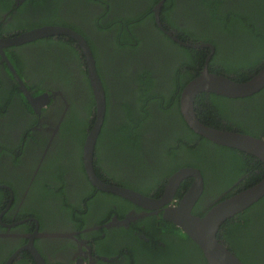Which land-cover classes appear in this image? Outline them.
Segmentation results:
<instances>
[{
    "label": "flooded vegetation",
    "instance_id": "flooded-vegetation-1",
    "mask_svg": "<svg viewBox=\"0 0 264 264\" xmlns=\"http://www.w3.org/2000/svg\"><path fill=\"white\" fill-rule=\"evenodd\" d=\"M3 1L6 0H0V38L34 30L14 28L16 23L26 28L40 20L44 24L39 28H44L62 19L71 27L69 29L74 25L91 37L95 49L90 50L91 53L96 50L102 79L115 91L109 90L108 130L99 142V135L96 139L94 174L108 186L150 199L162 198L170 178L178 172L158 157L160 149L156 145L166 132L146 129L142 136L150 141L141 143L144 149L122 153L121 147L110 142L113 121L121 120L114 113L116 107L136 101L130 92L140 80L135 78L137 72L144 68L150 70L151 78L163 88L170 89L173 79L168 71L172 66L167 62L172 58L168 54L179 63L177 47L188 48L180 42L212 46V49H200L209 50L206 57L210 58L209 72V62L217 50L222 57L233 59L237 50L247 49L249 44L243 39L234 36L230 39L229 35L208 27L202 32L209 31V40L215 43L216 50L211 42L193 43L187 37L198 33L195 28L200 27L201 19L207 21L206 3L216 1L231 5L242 0H13V7ZM34 1L36 3H32ZM24 4V14H21L17 9ZM197 16L200 21L195 19ZM122 19L132 20L125 26ZM111 23L117 25L110 28ZM123 25L132 42L118 39L117 32ZM190 27L194 29L192 32H184ZM51 37L4 48L5 58L0 55V264H167L153 261L156 255L158 260L162 254L164 260H172L171 264H206L194 242L177 236L178 227L164 219L166 208L178 206L195 181L194 177L180 181L168 202L158 208H143L99 190L89 181L80 161L82 138L79 139L80 124L87 119L89 123L94 117V113H87L90 105L87 88L80 91L86 87L85 82H89L85 57L73 39L53 36L67 43L62 49L53 44L55 39H48ZM17 48H20L16 55L20 72L7 55L13 59ZM93 59L96 67L97 60L94 56ZM181 75L178 71L177 82ZM185 79H181L182 84L187 82ZM18 80L32 98L47 95V100L39 101L33 108L25 99ZM119 86L122 87L116 90ZM9 90H18L21 95L14 93L7 105L5 97ZM252 96L233 98L241 100L238 101L241 109L232 110L226 119L217 116L221 117L217 120L221 122V129L196 117L212 129L254 137L250 128H255L263 135L264 98L258 96L254 105L245 100ZM91 97L93 100L92 92ZM121 99L124 101L120 102ZM233 102L236 105V101ZM199 108L197 102L195 109ZM148 110L152 111L153 107L148 106ZM234 122H241L243 126L225 129ZM177 135L181 137L183 132ZM196 146L190 156L192 165L188 159H182L188 162L182 169L196 170L202 182V191L191 209L195 216L202 213L204 216L215 204L248 189L245 186L256 176L264 179L263 162L250 154L230 147H226L228 153L225 154L203 143ZM254 162L263 166L259 175L248 169L253 168ZM31 248L38 257L29 251Z\"/></svg>",
    "mask_w": 264,
    "mask_h": 264
},
{
    "label": "trees",
    "instance_id": "trees-1",
    "mask_svg": "<svg viewBox=\"0 0 264 264\" xmlns=\"http://www.w3.org/2000/svg\"><path fill=\"white\" fill-rule=\"evenodd\" d=\"M35 1L37 2L39 0ZM35 1L32 3H36ZM3 3L6 5H9L10 3V6L13 7V0H6V2L3 1ZM25 4L21 5V7L17 9L21 14H24L22 12L24 11ZM205 12L206 16L208 17L207 21H202V19L200 21V18L198 16L195 17V19L200 21V27L195 28L198 33L192 35L189 34L187 37H190V40H192L193 43H203L208 41L211 42L215 47V43L209 40V31L202 32L204 28L208 27V29L211 31L213 30L218 33L229 35L230 39L233 36L235 38L243 39L246 44H249L247 46V49H244L242 47V50H237L235 53L236 56H234L233 59L222 57V55L218 53L217 50V52H215L214 55L211 57V60L209 62V68L211 73H222L236 82L247 81L260 69H262V66L264 65V0H242L240 3L237 4L232 2L231 5H225L216 1H214V3L209 2L205 4ZM116 19L114 20V22L116 21ZM131 20L132 19H122V24L128 26ZM95 21H97V19H95L94 22ZM208 21L209 24H207ZM31 24V26L21 28L22 25L16 23L13 24V27L24 29V31H26L29 29L39 28L43 26L44 23H41L40 20H38L33 21ZM49 25H65V27L71 28L66 25L65 20L63 19L60 22H57V24L50 23ZM110 25V28H114L117 24L111 23ZM124 25L117 32V37L119 40L132 42L128 34L129 31L125 29ZM72 29H75L85 39L90 49H95V43L93 42L91 37L85 35L82 30H80L74 25H72ZM186 29H188V31L184 32H192L194 30L192 27ZM48 39L52 40L55 38L51 37ZM61 39L62 38L55 39L53 44L60 46L63 49L68 45ZM43 41H45V39H43ZM72 43L74 45V42ZM38 44H41L40 40H38ZM177 48L180 60L179 63H177V61H175V59L170 54H168L172 58V63L169 61L167 62L168 65L171 64L172 66L171 70L168 71L171 76L170 79H173V83L170 89L168 90L166 88H163L162 85H160L156 79H152L149 73L150 70H148L147 68H144L143 70L137 72L135 78L140 80L137 82V85L132 90V92H130L132 98L135 97L136 101H130L132 105H127L123 103L120 104V106L118 105L116 107L117 111L114 113L120 116L121 120H114V124H112V130L110 131V142H112V145L121 147L122 153L127 154L130 152H135L136 149H144L141 148V143L150 141V139H144L142 136V133H146V129L151 128L155 131L166 132V135L161 137L163 139L159 140L158 144L156 145V147L160 149V154L158 155V157L160 160L167 161L168 165H171L175 169H177L176 172L182 168H185L184 166L188 162L189 165H192V163H194L192 162L190 156L196 150L197 143L206 144L208 148L221 151L225 154L228 153V149L226 147L217 146L203 138L198 139V136L195 135L184 122L179 110L180 92L187 85V82L191 81L194 77L199 75L206 60V57L209 54V50L188 49L179 47ZM18 49L20 48H17V50L14 52L15 54L13 53L15 55L13 59H11L9 54L7 55L12 65L16 68V70L20 72V69L18 68L19 61L18 59H16V55H19L20 53ZM216 49L217 46L215 47V50ZM92 53L97 60L96 71L104 88L106 100L105 118L97 140V142H99L101 135L103 134L104 137L105 131L108 130L106 126L109 116L108 107H110L111 105V94L109 90H111L112 92L115 91L113 88H108L106 82L104 81V79H102L103 76L101 74V66L98 65L96 50L95 52L92 51ZM80 61L82 60L80 59ZM178 71L182 73V75L180 76V81L177 82L175 78L177 77ZM184 77L187 78L184 80L187 82L182 84L181 79H183ZM85 83L86 87L82 90L80 89V91L82 93L87 88V91L90 94V105L88 106L87 112L90 114L94 113V101L91 97L89 82L87 81ZM1 85L2 84H0V86ZM120 87L122 86H119L116 90H119ZM14 93H18L21 95L18 90H9L5 97V102L7 105L12 101V96ZM258 96H260V99L264 98V89L258 94H255L250 98H246L245 100L249 104L254 103L255 105ZM123 101L124 100L122 99L120 100V102ZM233 101H236V105H234ZM238 101L241 100L228 99L212 94L203 93L198 95V97L196 98L195 104L198 102V106L200 108L197 110L195 109V113L200 120L202 119L204 122L209 124L211 122L210 126H213L217 129H221V122L217 121L220 120L221 117L218 118L217 116H223V119H226L229 115V112H232V110L241 109L238 106ZM148 106H152L153 110L149 111ZM204 107L205 110L201 111V109ZM133 108H135V112H133ZM252 110L253 109L251 107V111ZM248 116L251 117L252 115L249 114ZM262 120L263 119H261V121ZM93 121L94 120L92 118V120L88 123L87 119L80 124L81 129L79 131L81 135L79 139H83H81L82 147L84 140L93 125ZM241 125L243 126L241 122H234L233 126L227 125L225 126V129H238ZM244 127L247 128V126ZM86 128L88 130H86L87 132L85 131ZM250 129H253L254 132H252V135L254 134V137H264V134H260L262 136L259 137L260 135L255 128ZM178 132H183V136L178 137ZM94 156H96L95 153ZM182 159H188V162L182 161ZM80 161L82 163V149L80 153ZM247 163L249 162L247 161ZM251 163L252 162H250V164ZM248 169L250 171H253L254 175H259L262 173L261 171L263 170V166L260 162H254L253 168L248 167ZM257 170L260 172L255 173V171ZM260 180L261 179H258V176H256L253 180L251 179L247 183L245 188L252 187L253 185L257 184ZM203 214L204 213L199 216L202 217ZM176 229V232L178 234L177 236L182 237L189 242H192L180 229ZM217 237L229 249V251H231L243 264H264V197L243 213H240L232 219L226 221L220 227ZM194 246L197 248L195 244ZM197 250L202 256L200 250L198 248ZM157 257L158 255H156L153 259L154 262L167 264L172 263V260H164L163 254L158 260H156Z\"/></svg>",
    "mask_w": 264,
    "mask_h": 264
},
{
    "label": "water",
    "instance_id": "water-1",
    "mask_svg": "<svg viewBox=\"0 0 264 264\" xmlns=\"http://www.w3.org/2000/svg\"><path fill=\"white\" fill-rule=\"evenodd\" d=\"M53 36H66L73 39L81 48L85 57L89 86L94 100L93 125L87 134L82 147L83 167L89 181L97 189L113 193L125 198L143 208H158L163 206L172 197L177 185L187 177H194L189 190L179 202L177 207L166 208L164 219L177 226L200 250L206 264H243L229 249L218 239L217 235L221 225L244 211L259 199L264 197V179L254 186L227 198L214 206L202 216H195L191 209L202 191L200 175L193 169H182L175 173L167 183L164 194L159 200L144 197L136 192L123 188L108 186L100 181L93 171V152L96 139L106 113V100L104 88L97 74L95 61L91 50L85 39L69 28L50 26L34 29L13 37L0 38V55L5 58L3 49L10 46H19L30 43L37 39ZM188 48L204 49L212 46L207 44L181 43ZM207 58L199 75L194 77L181 91L179 97V110L187 126L205 139L225 147H230L241 152L250 154L264 164V138L257 139L248 135L238 134L230 131L216 130L204 126L195 115V99L198 95L214 94L225 98H244L252 96L264 88V67L245 82H236L226 76L209 72ZM11 71L12 67L9 65ZM25 99L29 105L39 101L47 100V95L32 98L25 87L18 80ZM43 99V100H42ZM34 256H37L34 249H29ZM38 257V256H37Z\"/></svg>",
    "mask_w": 264,
    "mask_h": 264
}]
</instances>
